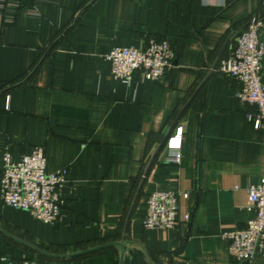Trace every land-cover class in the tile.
<instances>
[{"label":"crops","instance_id":"obj_1","mask_svg":"<svg viewBox=\"0 0 264 264\" xmlns=\"http://www.w3.org/2000/svg\"><path fill=\"white\" fill-rule=\"evenodd\" d=\"M254 14L264 0H0V226L63 253L124 237V264H242L221 233L254 216L247 188L261 174L263 134L217 68ZM150 38L169 41L171 66L158 80L115 79L109 51ZM178 125L181 157L168 163ZM35 147L47 172L69 169L57 223L1 197L5 154L18 161ZM160 190L186 193L179 219L143 228L147 194ZM119 253L106 247L66 263L118 264ZM22 258L45 255L0 231V264Z\"/></svg>","mask_w":264,"mask_h":264},{"label":"built area","instance_id":"obj_2","mask_svg":"<svg viewBox=\"0 0 264 264\" xmlns=\"http://www.w3.org/2000/svg\"><path fill=\"white\" fill-rule=\"evenodd\" d=\"M263 27L264 14L250 16L237 32L231 51L220 59L217 68L235 82L233 94L236 99L254 108L253 112L246 113V118L254 129L263 134L261 174L258 181L247 188V209L253 210L254 216L244 226L221 233L231 258L242 264H253L258 259H264V84L261 79L264 42L260 37ZM106 58L111 62L113 77L128 84L136 74L144 79L158 80L171 66L173 51L167 39L150 38L141 47L115 46ZM181 133V126L178 125L167 137L164 161L179 162ZM68 174L67 167L47 172L46 154L42 147H35L18 161H12L9 153H6L1 173L2 200L12 208L28 211L43 222L57 223L60 220L57 189L67 181ZM180 196L185 197L186 193L171 190L148 193L142 227L174 228L179 219ZM181 218L189 220L190 213L182 214ZM12 264L68 263L22 258Z\"/></svg>","mask_w":264,"mask_h":264},{"label":"water","instance_id":"obj_3","mask_svg":"<svg viewBox=\"0 0 264 264\" xmlns=\"http://www.w3.org/2000/svg\"><path fill=\"white\" fill-rule=\"evenodd\" d=\"M241 28L242 27H239L238 29H236L234 31V33L239 31ZM227 40L225 41L224 44H226ZM223 47H224V45H223ZM223 47H222V49H223ZM222 49L218 53L216 59L214 60L212 67H214V65L217 63L218 59L220 58ZM165 140H166V137H165ZM0 231L4 232L5 234L10 236L14 240L18 241L19 243H22L23 245H25L27 247H30L31 249L37 251L38 253H40L42 255H45L46 257L53 258V259H69V258H73V257H76V256L87 254V253H90V252H93V251H96V250H99V249H102V248H106V247H112V246L113 247H117L119 249V252H120L119 253L118 264H124V255H125V250H126V244L124 242V237H122V239L120 241H107L105 243H101V244H98V245H95V246H92V247L80 249V250L73 251V252L63 253V252H55V251H51V250L45 249V248H43V247H41V246H39V245H37V244H35L33 242H30V241H27L25 239H22V238H20V237H18L16 235H13V234L9 233L8 231H6L1 226H0Z\"/></svg>","mask_w":264,"mask_h":264},{"label":"trees","instance_id":"obj_4","mask_svg":"<svg viewBox=\"0 0 264 264\" xmlns=\"http://www.w3.org/2000/svg\"><path fill=\"white\" fill-rule=\"evenodd\" d=\"M38 261H43V262H45V261H59V262H64V263L69 262L67 259H53V258H49L46 256L43 259H38Z\"/></svg>","mask_w":264,"mask_h":264},{"label":"rangeland","instance_id":"obj_5","mask_svg":"<svg viewBox=\"0 0 264 264\" xmlns=\"http://www.w3.org/2000/svg\"><path fill=\"white\" fill-rule=\"evenodd\" d=\"M260 33H261V31H260Z\"/></svg>","mask_w":264,"mask_h":264}]
</instances>
